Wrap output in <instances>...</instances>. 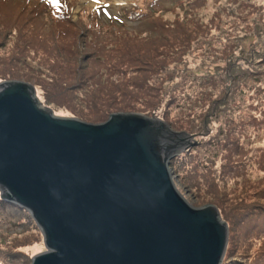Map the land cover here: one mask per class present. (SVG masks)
Returning <instances> with one entry per match:
<instances>
[{
	"label": "rangeland",
	"instance_id": "374dc122",
	"mask_svg": "<svg viewBox=\"0 0 264 264\" xmlns=\"http://www.w3.org/2000/svg\"><path fill=\"white\" fill-rule=\"evenodd\" d=\"M192 2L196 6L187 15ZM58 3L10 0L0 5V81L39 83L41 101L59 112H138L190 128L198 144L175 159L181 191L193 202H221V217L231 224L221 264H264V0L178 1L159 17L180 25L131 45L133 61L121 56L96 68L88 63L84 70L79 59L55 51L49 12L69 15L78 28L80 21L112 24L121 10L133 4L144 8L146 1ZM135 23L129 21L126 29ZM52 59L58 63L50 65ZM105 64L115 68L111 79L119 80L102 89L67 87L85 70L86 75L97 69L107 73ZM45 65L57 71L55 84L47 81ZM10 211L0 209V264H30L31 256L45 249L42 234L26 211L20 217ZM13 252H19L17 259L9 257Z\"/></svg>",
	"mask_w": 264,
	"mask_h": 264
},
{
	"label": "water",
	"instance_id": "95a60500",
	"mask_svg": "<svg viewBox=\"0 0 264 264\" xmlns=\"http://www.w3.org/2000/svg\"><path fill=\"white\" fill-rule=\"evenodd\" d=\"M38 84L0 81V198L42 234L30 264H221L231 232L221 202H193L170 169L196 143L190 128L59 112Z\"/></svg>",
	"mask_w": 264,
	"mask_h": 264
},
{
	"label": "trees",
	"instance_id": "16d2710c",
	"mask_svg": "<svg viewBox=\"0 0 264 264\" xmlns=\"http://www.w3.org/2000/svg\"><path fill=\"white\" fill-rule=\"evenodd\" d=\"M0 1H6L4 3H0V5L3 6V4L9 3L10 0ZM51 1H54V4L60 5V3H58V0ZM145 1L146 4L144 8H139L137 4H133V7L131 9L121 10L120 15L113 16L114 19L112 20V24H108V22L100 23L101 21L99 20H96L94 24H86L80 21L78 23V28L74 27L76 25L71 22L69 15L60 14L58 12H49V15H47L45 12L44 15L48 16L46 18V22H48V24H50L51 26H54L56 30V34L53 33V39H57V44L55 43L54 48L55 51L62 57L63 55H65L67 59H79L82 62L79 68L82 70L85 69L88 63H94L96 68L104 62L113 61L115 58L120 59L121 56H123L126 61H133V56L130 52L131 45L150 39V37H152L159 31L169 28H177L180 25V23H178V20H176V22H173L169 18L162 19L159 16H163V10H169L166 9V7H175V5H177V2H181V0ZM196 3L197 2L190 3V5H192L189 6L187 12L185 10V13L187 15L191 14V11L196 6ZM36 12L37 14L35 17H40L37 15H39V13L41 12ZM129 21L136 22V25L131 29H126L127 23ZM80 44H82V46ZM98 57L99 60L96 61L95 59H97ZM138 61V63L140 64V59ZM118 62L120 65L121 62L124 61L120 60ZM55 63L57 64L58 61L54 59L50 61V65H54ZM103 66H105L104 68L107 69V73H101L100 69H97L92 75H86L85 70V73L79 76L77 82L70 84L67 87L69 89L74 88L79 90L82 87L84 88L93 86L96 89H102L107 85L108 81L113 82L119 80L118 78L111 79L112 77H114L113 70L115 69L114 67H112V65L109 66L108 64H105L102 65V67ZM45 68L47 70V81L55 84L57 82V71H52L50 66L47 65H45ZM136 69H139V66ZM60 78L63 79L62 76H60ZM120 84L121 83H117L116 86ZM139 84L140 83L134 86H139ZM89 100L90 99L88 96V104ZM105 119H107V117L105 116V113H102L97 115L96 120L103 121ZM196 144H198L197 140ZM187 150L183 152H186ZM176 158H178V155L170 162L171 171H175L174 161ZM0 209H10V212L16 217H20L23 214V210H21L19 207L2 200L1 198ZM18 256L19 252H13L9 257L11 259H17Z\"/></svg>",
	"mask_w": 264,
	"mask_h": 264
},
{
	"label": "bare ground",
	"instance_id": "6f19581e",
	"mask_svg": "<svg viewBox=\"0 0 264 264\" xmlns=\"http://www.w3.org/2000/svg\"><path fill=\"white\" fill-rule=\"evenodd\" d=\"M36 248H38V246H37V245H35V246H34V249H36Z\"/></svg>",
	"mask_w": 264,
	"mask_h": 264
}]
</instances>
